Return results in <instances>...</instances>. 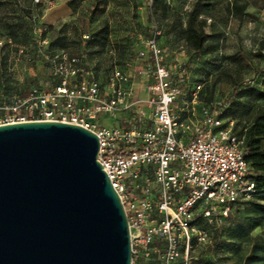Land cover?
I'll use <instances>...</instances> for the list:
<instances>
[{
  "label": "rangeland",
  "instance_id": "rangeland-1",
  "mask_svg": "<svg viewBox=\"0 0 264 264\" xmlns=\"http://www.w3.org/2000/svg\"><path fill=\"white\" fill-rule=\"evenodd\" d=\"M195 8L199 17L190 26ZM201 32L206 40L198 50L196 35ZM154 39L180 92L173 106L179 121L198 123L203 108L222 104L229 106V111L222 109L224 115L242 136L262 106L252 90L264 93V0H44L42 6L33 0H0V126L12 102L31 88L56 85L41 55L56 52L79 58L85 70H94L103 90L117 68L131 77L135 111L117 115L118 122L102 115L99 126L145 121L152 109L150 96L136 74L152 65L148 43ZM43 42L41 53L29 52ZM142 51L146 63L137 61ZM263 244L264 202L243 204L211 232L196 263L251 264L252 247Z\"/></svg>",
  "mask_w": 264,
  "mask_h": 264
},
{
  "label": "built area",
  "instance_id": "built-area-1",
  "mask_svg": "<svg viewBox=\"0 0 264 264\" xmlns=\"http://www.w3.org/2000/svg\"><path fill=\"white\" fill-rule=\"evenodd\" d=\"M33 2L44 5V0ZM43 45L31 46L29 52ZM148 49L152 65L136 75L150 96V127L137 122L99 126L102 115L117 120V115L135 111L131 77L117 68L103 90L94 70H85L79 58L66 52L43 54L57 85L35 88L12 102L4 125L52 122L95 134L98 162L128 219L132 264H197L196 253L209 243L211 232L237 207L257 198L256 183L245 137L222 110L229 106L212 104L202 109L198 123L180 122L173 113L180 92L155 39ZM146 60V52H140L137 61Z\"/></svg>",
  "mask_w": 264,
  "mask_h": 264
},
{
  "label": "water",
  "instance_id": "water-1",
  "mask_svg": "<svg viewBox=\"0 0 264 264\" xmlns=\"http://www.w3.org/2000/svg\"><path fill=\"white\" fill-rule=\"evenodd\" d=\"M78 126H0V264H132L128 219Z\"/></svg>",
  "mask_w": 264,
  "mask_h": 264
},
{
  "label": "trees",
  "instance_id": "trees-1",
  "mask_svg": "<svg viewBox=\"0 0 264 264\" xmlns=\"http://www.w3.org/2000/svg\"><path fill=\"white\" fill-rule=\"evenodd\" d=\"M164 0H157L158 3H162ZM240 14H243L244 8H238ZM198 10L195 8L190 12L189 15V25H194L198 19ZM206 40V35L201 32L196 35V46L198 50L202 49L203 43ZM30 53H41L30 52ZM60 53V52H56ZM53 53V54H56ZM43 56V54H41ZM48 55V54H47ZM51 55V54H49ZM44 57V56H43ZM49 66V64L46 62ZM56 80V85H57ZM38 87H33L28 93L23 97L27 96L33 89ZM254 91V95L257 100L262 102V106L259 108L258 112L254 115L251 123L244 128L242 136L245 137V150L247 153V161L251 167L253 178L256 183L257 198L249 203L264 202V93ZM229 111V110H227ZM249 260L251 264H264V244L261 247L254 246L250 251Z\"/></svg>",
  "mask_w": 264,
  "mask_h": 264
},
{
  "label": "crops",
  "instance_id": "crops-1",
  "mask_svg": "<svg viewBox=\"0 0 264 264\" xmlns=\"http://www.w3.org/2000/svg\"><path fill=\"white\" fill-rule=\"evenodd\" d=\"M135 97H136V92H135ZM137 114L138 115H142V113H140V112H137ZM124 115H126V113H124ZM146 118V120L145 121H143V120H141L140 119V121H137V123L139 124H141V127H144V128H147V127H150V123H149V121H148V119H147V114H146V116H145ZM125 121V120H124ZM123 121V122H124ZM117 122H118V118H117ZM133 123H128V122H125V124H122L123 125V127H129V126H131ZM119 125V124H118ZM125 125H128V126H125Z\"/></svg>",
  "mask_w": 264,
  "mask_h": 264
}]
</instances>
